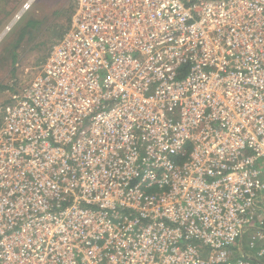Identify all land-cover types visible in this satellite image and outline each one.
Masks as SVG:
<instances>
[{
  "label": "built area",
  "instance_id": "2783aa9c",
  "mask_svg": "<svg viewBox=\"0 0 264 264\" xmlns=\"http://www.w3.org/2000/svg\"><path fill=\"white\" fill-rule=\"evenodd\" d=\"M69 24L0 105V264H264V0Z\"/></svg>",
  "mask_w": 264,
  "mask_h": 264
},
{
  "label": "rangeland",
  "instance_id": "374dc122",
  "mask_svg": "<svg viewBox=\"0 0 264 264\" xmlns=\"http://www.w3.org/2000/svg\"><path fill=\"white\" fill-rule=\"evenodd\" d=\"M24 1L0 0V105L16 81L33 77L41 68L50 47L69 28L76 0H36L9 32L1 34ZM31 17L39 24L15 47L21 28Z\"/></svg>",
  "mask_w": 264,
  "mask_h": 264
},
{
  "label": "trees",
  "instance_id": "16d2710c",
  "mask_svg": "<svg viewBox=\"0 0 264 264\" xmlns=\"http://www.w3.org/2000/svg\"><path fill=\"white\" fill-rule=\"evenodd\" d=\"M39 20L32 19V17L25 23L24 27L21 28L22 34H20V37L18 38V41H15V47L18 46V43H20V40L25 35L26 32L31 31L35 28L36 24H39Z\"/></svg>",
  "mask_w": 264,
  "mask_h": 264
},
{
  "label": "bare ground",
  "instance_id": "6f19581e",
  "mask_svg": "<svg viewBox=\"0 0 264 264\" xmlns=\"http://www.w3.org/2000/svg\"><path fill=\"white\" fill-rule=\"evenodd\" d=\"M3 34V33H2Z\"/></svg>",
  "mask_w": 264,
  "mask_h": 264
}]
</instances>
